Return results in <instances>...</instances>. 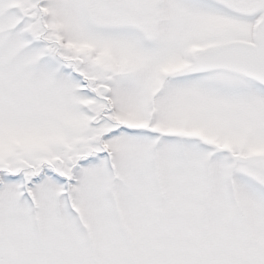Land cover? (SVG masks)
<instances>
[{"label":"snow or ice","instance_id":"snow-or-ice-1","mask_svg":"<svg viewBox=\"0 0 264 264\" xmlns=\"http://www.w3.org/2000/svg\"><path fill=\"white\" fill-rule=\"evenodd\" d=\"M0 264H264V0H0Z\"/></svg>","mask_w":264,"mask_h":264}]
</instances>
